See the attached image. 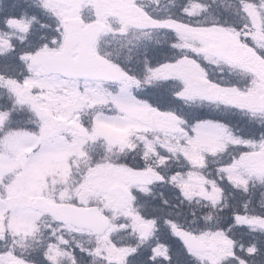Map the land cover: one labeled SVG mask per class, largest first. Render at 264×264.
<instances>
[{
	"label": "snow or ice",
	"instance_id": "1",
	"mask_svg": "<svg viewBox=\"0 0 264 264\" xmlns=\"http://www.w3.org/2000/svg\"><path fill=\"white\" fill-rule=\"evenodd\" d=\"M0 264H264V0H0Z\"/></svg>",
	"mask_w": 264,
	"mask_h": 264
}]
</instances>
